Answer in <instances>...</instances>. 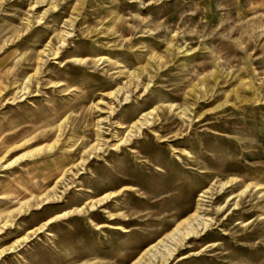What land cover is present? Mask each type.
<instances>
[{
	"label": "rangeland",
	"instance_id": "obj_1",
	"mask_svg": "<svg viewBox=\"0 0 264 264\" xmlns=\"http://www.w3.org/2000/svg\"><path fill=\"white\" fill-rule=\"evenodd\" d=\"M0 264H264V0H0Z\"/></svg>",
	"mask_w": 264,
	"mask_h": 264
}]
</instances>
